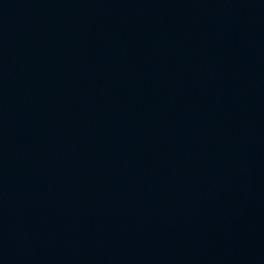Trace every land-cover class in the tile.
Segmentation results:
<instances>
[{"label":"water","instance_id":"obj_1","mask_svg":"<svg viewBox=\"0 0 264 264\" xmlns=\"http://www.w3.org/2000/svg\"><path fill=\"white\" fill-rule=\"evenodd\" d=\"M0 264H264V0H0Z\"/></svg>","mask_w":264,"mask_h":264}]
</instances>
